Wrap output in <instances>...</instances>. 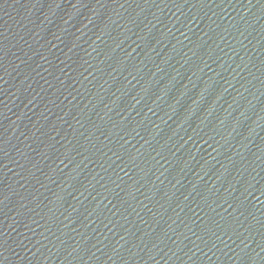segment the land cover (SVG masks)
<instances>
[{
  "label": "water",
  "instance_id": "1",
  "mask_svg": "<svg viewBox=\"0 0 264 264\" xmlns=\"http://www.w3.org/2000/svg\"><path fill=\"white\" fill-rule=\"evenodd\" d=\"M0 264H264V0H0Z\"/></svg>",
  "mask_w": 264,
  "mask_h": 264
}]
</instances>
